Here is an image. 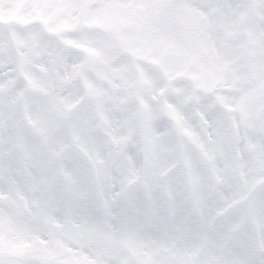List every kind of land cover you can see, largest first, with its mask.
<instances>
[{
	"label": "snow or ice",
	"instance_id": "1",
	"mask_svg": "<svg viewBox=\"0 0 264 264\" xmlns=\"http://www.w3.org/2000/svg\"><path fill=\"white\" fill-rule=\"evenodd\" d=\"M0 264H264V0H0Z\"/></svg>",
	"mask_w": 264,
	"mask_h": 264
}]
</instances>
